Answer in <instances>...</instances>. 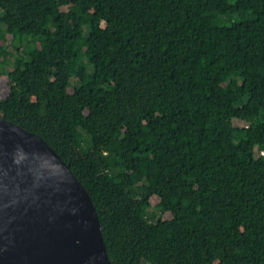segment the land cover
<instances>
[{"label":"trees","instance_id":"16d2710c","mask_svg":"<svg viewBox=\"0 0 264 264\" xmlns=\"http://www.w3.org/2000/svg\"><path fill=\"white\" fill-rule=\"evenodd\" d=\"M5 74L112 264H264V0H0Z\"/></svg>","mask_w":264,"mask_h":264},{"label":"water","instance_id":"95a60500","mask_svg":"<svg viewBox=\"0 0 264 264\" xmlns=\"http://www.w3.org/2000/svg\"><path fill=\"white\" fill-rule=\"evenodd\" d=\"M0 264H112L86 187L43 137L3 116Z\"/></svg>","mask_w":264,"mask_h":264},{"label":"rangeland","instance_id":"374dc122","mask_svg":"<svg viewBox=\"0 0 264 264\" xmlns=\"http://www.w3.org/2000/svg\"><path fill=\"white\" fill-rule=\"evenodd\" d=\"M48 8L52 9V5L49 4ZM9 43H10V41H8V44ZM13 47H14L13 44H9V50L10 51L8 53L5 51V53L10 57L11 60L14 61L17 59V56L15 54ZM109 53L112 54L113 50L109 49L107 52V55ZM67 88H68V86H67ZM9 90H10V82H9L8 74L0 76V96H2V95L6 96L9 93ZM158 203H159V198L156 195H153L151 197L150 201L146 203V207L150 211L151 208L155 207ZM162 211H163V214L165 216L168 215V212L164 211V209Z\"/></svg>","mask_w":264,"mask_h":264}]
</instances>
